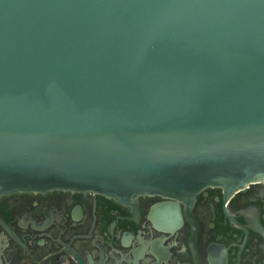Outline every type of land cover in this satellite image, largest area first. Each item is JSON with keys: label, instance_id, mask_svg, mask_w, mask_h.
Listing matches in <instances>:
<instances>
[{"label": "water", "instance_id": "95a60500", "mask_svg": "<svg viewBox=\"0 0 264 264\" xmlns=\"http://www.w3.org/2000/svg\"><path fill=\"white\" fill-rule=\"evenodd\" d=\"M261 181L264 0H0V194Z\"/></svg>", "mask_w": 264, "mask_h": 264}, {"label": "flooded vegetation", "instance_id": "af4514ba", "mask_svg": "<svg viewBox=\"0 0 264 264\" xmlns=\"http://www.w3.org/2000/svg\"><path fill=\"white\" fill-rule=\"evenodd\" d=\"M0 264H264V181L135 204L61 188L0 194Z\"/></svg>", "mask_w": 264, "mask_h": 264}]
</instances>
